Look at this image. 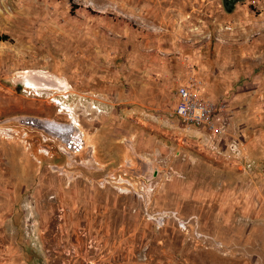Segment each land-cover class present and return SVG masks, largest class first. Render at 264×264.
Masks as SVG:
<instances>
[{"label":"rangeland","instance_id":"rangeland-1","mask_svg":"<svg viewBox=\"0 0 264 264\" xmlns=\"http://www.w3.org/2000/svg\"><path fill=\"white\" fill-rule=\"evenodd\" d=\"M0 264H264V0H0Z\"/></svg>","mask_w":264,"mask_h":264},{"label":"built area","instance_id":"built-area-1","mask_svg":"<svg viewBox=\"0 0 264 264\" xmlns=\"http://www.w3.org/2000/svg\"><path fill=\"white\" fill-rule=\"evenodd\" d=\"M175 115L185 126L206 129L213 135L224 134L229 126L225 99L208 100L192 92L188 84L176 90Z\"/></svg>","mask_w":264,"mask_h":264},{"label":"bare ground","instance_id":"bare-ground-1","mask_svg":"<svg viewBox=\"0 0 264 264\" xmlns=\"http://www.w3.org/2000/svg\"><path fill=\"white\" fill-rule=\"evenodd\" d=\"M48 121V120H47ZM45 124V123H44ZM49 124H50V122H49ZM60 124V123H59ZM51 126H55L54 128H55V130L57 129L58 131H62V130H67L68 131V128L66 127H62V126H60V125H58V124H55V125H51ZM68 126V125H67ZM46 127V126H45ZM70 130V129H69Z\"/></svg>","mask_w":264,"mask_h":264}]
</instances>
